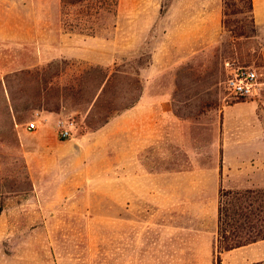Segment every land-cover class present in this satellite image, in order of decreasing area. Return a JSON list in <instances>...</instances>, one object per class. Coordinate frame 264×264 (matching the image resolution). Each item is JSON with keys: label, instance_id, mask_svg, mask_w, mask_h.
Listing matches in <instances>:
<instances>
[{"label": "rangeland", "instance_id": "rangeland-1", "mask_svg": "<svg viewBox=\"0 0 264 264\" xmlns=\"http://www.w3.org/2000/svg\"><path fill=\"white\" fill-rule=\"evenodd\" d=\"M227 3L223 17L224 0H118L88 35L62 0H0V79L38 68L9 80L16 119L0 91V264H217L219 189H264L238 187L228 155L250 125L238 117L264 126V88L239 99L224 81L252 66L264 82V58L259 38L235 34L249 25L242 0ZM115 67L141 90L123 76L98 97ZM138 94L101 123L106 101ZM60 120L73 123L66 139ZM183 228L193 246L177 244Z\"/></svg>", "mask_w": 264, "mask_h": 264}, {"label": "trees", "instance_id": "trees-1", "mask_svg": "<svg viewBox=\"0 0 264 264\" xmlns=\"http://www.w3.org/2000/svg\"><path fill=\"white\" fill-rule=\"evenodd\" d=\"M62 2L64 5L78 10V17L74 21H71V23H68L70 28L77 27L78 30L86 32L88 35H95L97 33L96 26H98L97 19L99 16H104L108 19L115 17L118 5V0H62ZM253 5V0H242L243 12L247 13V18L249 19L248 28L235 32V29L230 28L227 20L224 18L223 24L227 30L232 33L235 32L236 36L247 38L255 37L256 24ZM227 9L228 3L227 0H224L223 17L229 15ZM96 69L101 68L98 67ZM37 72L38 68L34 70H20L7 74L3 79H0V91L2 93L7 92L10 100L9 107L15 119L17 117V108L14 105L13 96L10 93L9 80L12 78L18 79L25 74H37ZM123 76H127L129 79L130 82H128V85H132L134 88L136 86V88L141 90L139 77L125 75L123 69L115 67L112 71L105 69V72L100 77L96 86V91L100 90L98 97L103 96L104 98L111 83L118 82ZM95 94L97 95V92ZM116 95L118 97L119 93L117 92ZM139 96L140 94H138L137 98L119 108L116 107L117 103H114V99L106 101L109 105H105L106 113L101 123L105 124L108 122L112 116L111 112L116 111L119 113L121 110L133 106L139 99ZM97 99L91 108L92 111L96 107ZM217 234V262L219 261V253L223 250H230L264 239V189L247 188L244 190H234L231 188H220L218 192Z\"/></svg>", "mask_w": 264, "mask_h": 264}, {"label": "crops", "instance_id": "crops-1", "mask_svg": "<svg viewBox=\"0 0 264 264\" xmlns=\"http://www.w3.org/2000/svg\"><path fill=\"white\" fill-rule=\"evenodd\" d=\"M255 37L260 40L262 57L264 58V29L257 24ZM238 118L244 119V121L240 120L242 123L246 122L250 124L245 128L246 131L241 134V137L236 140L233 148L230 149V153L228 152L229 156L238 159L237 162H235L238 171L245 176L243 180H239L238 187H249L253 185H260L264 187V179L257 180L255 179L257 176H255L254 179H249L251 174H256L257 172L264 175V126L259 119V114L256 115L255 118H248L244 116ZM227 120L228 116L224 115L223 123L226 124ZM222 140L223 157L225 158L227 144L224 135ZM198 195L202 199L204 198L203 194L199 193ZM201 202L204 207V201ZM197 218L199 221L200 215H198ZM190 230V228L182 230L183 234L186 236L177 244H181L182 247L186 248L195 244L194 240L197 237H194L195 232ZM217 264H264V239H260L230 250H223L219 253V261Z\"/></svg>", "mask_w": 264, "mask_h": 264}, {"label": "built area", "instance_id": "built-area-1", "mask_svg": "<svg viewBox=\"0 0 264 264\" xmlns=\"http://www.w3.org/2000/svg\"><path fill=\"white\" fill-rule=\"evenodd\" d=\"M225 88L230 94L239 99H247L260 95L264 82L260 79L257 70L252 66L235 68L224 81ZM58 136L66 139L71 136L72 122L60 120L58 122ZM28 128H35V123L28 124Z\"/></svg>", "mask_w": 264, "mask_h": 264}]
</instances>
